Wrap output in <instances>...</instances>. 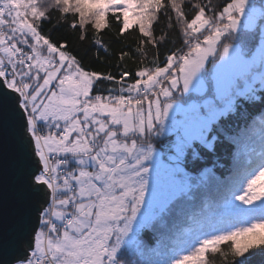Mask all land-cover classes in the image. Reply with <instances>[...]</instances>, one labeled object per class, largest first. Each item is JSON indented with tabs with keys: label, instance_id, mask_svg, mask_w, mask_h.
<instances>
[{
	"label": "snow or ice",
	"instance_id": "obj_1",
	"mask_svg": "<svg viewBox=\"0 0 264 264\" xmlns=\"http://www.w3.org/2000/svg\"><path fill=\"white\" fill-rule=\"evenodd\" d=\"M0 149V264H264V0H0Z\"/></svg>",
	"mask_w": 264,
	"mask_h": 264
},
{
	"label": "trees",
	"instance_id": "obj_2",
	"mask_svg": "<svg viewBox=\"0 0 264 264\" xmlns=\"http://www.w3.org/2000/svg\"><path fill=\"white\" fill-rule=\"evenodd\" d=\"M63 35H67V33H65V32H54L53 33L54 37L63 36ZM127 39L130 41L131 38L128 37ZM78 47H80L81 52H83L88 47V42H85L84 45H78ZM115 47H118V46H115ZM93 58H94V52H89L88 56L85 57L86 63L90 62ZM128 63H129V66H131V61H129ZM96 67H100V65H96ZM252 117H257V120H258V113H257V111L255 109H253L251 111V113H250V119ZM257 127H258V123H257ZM254 146H255V148H256V150L258 152L259 149H260V142H259V135L258 134L254 137ZM220 163L223 164L224 167L218 168L217 171H216V175L219 176L221 178V180H227L233 174L231 158L230 157L222 158L220 160ZM204 199H205V197L201 196L200 199L195 201L194 205L190 208V212H200L201 211V207H202V201ZM207 199L210 201V203L212 205V207H210L209 209L206 210L210 214L212 211L215 210V199L211 195H209L207 197ZM169 227H171V222L169 223ZM177 227L186 228L187 225L182 224L180 222H177ZM155 240H156V238L153 237V244H155ZM208 264H224V262H223V260L221 259V257L219 255L209 254Z\"/></svg>",
	"mask_w": 264,
	"mask_h": 264
},
{
	"label": "water",
	"instance_id": "obj_3",
	"mask_svg": "<svg viewBox=\"0 0 264 264\" xmlns=\"http://www.w3.org/2000/svg\"><path fill=\"white\" fill-rule=\"evenodd\" d=\"M0 153H2V149H0ZM8 155H9V158L11 156V147L9 146V149H8Z\"/></svg>",
	"mask_w": 264,
	"mask_h": 264
},
{
	"label": "rangeland",
	"instance_id": "obj_4",
	"mask_svg": "<svg viewBox=\"0 0 264 264\" xmlns=\"http://www.w3.org/2000/svg\"><path fill=\"white\" fill-rule=\"evenodd\" d=\"M257 2H259V0H257Z\"/></svg>",
	"mask_w": 264,
	"mask_h": 264
}]
</instances>
